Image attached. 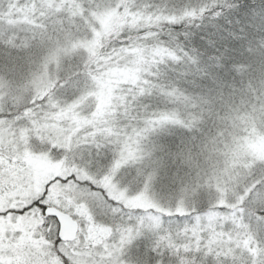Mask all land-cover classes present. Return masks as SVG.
I'll return each instance as SVG.
<instances>
[{
    "label": "snow or ice",
    "instance_id": "snow-or-ice-1",
    "mask_svg": "<svg viewBox=\"0 0 264 264\" xmlns=\"http://www.w3.org/2000/svg\"><path fill=\"white\" fill-rule=\"evenodd\" d=\"M264 0H0V264H264Z\"/></svg>",
    "mask_w": 264,
    "mask_h": 264
},
{
    "label": "rangeland",
    "instance_id": "rangeland-1",
    "mask_svg": "<svg viewBox=\"0 0 264 264\" xmlns=\"http://www.w3.org/2000/svg\"><path fill=\"white\" fill-rule=\"evenodd\" d=\"M253 148L258 152H264V140L255 143Z\"/></svg>",
    "mask_w": 264,
    "mask_h": 264
}]
</instances>
